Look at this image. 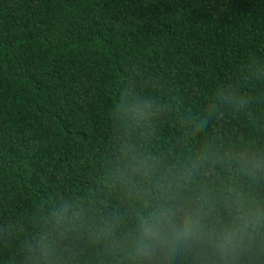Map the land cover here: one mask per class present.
Returning <instances> with one entry per match:
<instances>
[{
  "label": "trees",
  "instance_id": "16d2710c",
  "mask_svg": "<svg viewBox=\"0 0 264 264\" xmlns=\"http://www.w3.org/2000/svg\"><path fill=\"white\" fill-rule=\"evenodd\" d=\"M144 101L150 115L125 125L117 106ZM257 149L264 0H0V264H48L60 207L79 213L65 264H138L118 222L169 194L209 212L264 201V172L233 159Z\"/></svg>",
  "mask_w": 264,
  "mask_h": 264
},
{
  "label": "clouds",
  "instance_id": "9594fccd",
  "mask_svg": "<svg viewBox=\"0 0 264 264\" xmlns=\"http://www.w3.org/2000/svg\"><path fill=\"white\" fill-rule=\"evenodd\" d=\"M152 107L147 101L118 105L117 115L128 125L147 118ZM233 159L243 174L264 172V151L241 152ZM226 207V212H209L203 202L189 203L169 194L147 214L118 222L120 249L135 256L138 264H153L152 258L161 251L179 253L189 264H259L264 257V201L244 197ZM46 215L38 250L48 264H65L57 255L58 242L75 229L79 213L60 207ZM26 264H36L35 256L30 254Z\"/></svg>",
  "mask_w": 264,
  "mask_h": 264
}]
</instances>
